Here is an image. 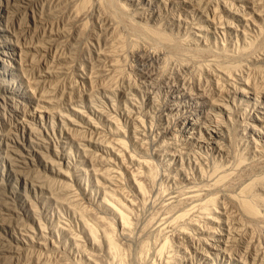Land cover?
Segmentation results:
<instances>
[{
    "label": "rangeland",
    "instance_id": "1",
    "mask_svg": "<svg viewBox=\"0 0 264 264\" xmlns=\"http://www.w3.org/2000/svg\"><path fill=\"white\" fill-rule=\"evenodd\" d=\"M151 263L264 264V0H0V264Z\"/></svg>",
    "mask_w": 264,
    "mask_h": 264
},
{
    "label": "bare ground",
    "instance_id": "2",
    "mask_svg": "<svg viewBox=\"0 0 264 264\" xmlns=\"http://www.w3.org/2000/svg\"><path fill=\"white\" fill-rule=\"evenodd\" d=\"M110 1V0H109ZM111 2H109V4H110ZM107 5H108V3H107ZM110 6V5H109ZM113 6V5H112ZM118 8V7H117ZM193 124H192V121L191 120H189V119H186V120H183V123H182V126H183V128H182V131L184 130V131H188L189 130V127L190 126H192ZM212 134H214L213 136L214 137H218V133L216 132V131H212ZM122 144V146H124L125 144H124V142H122V141H120L119 142V145H121ZM124 144V145H123ZM253 166V165H252ZM258 167V166H257ZM256 167V168H257ZM252 168V167H251ZM255 168V169H256ZM254 169V168H253ZM254 169V170H255ZM245 170V169H244ZM150 175V173L148 174V177L149 178H151L152 176H149ZM139 178H141V177H134V179H133V181H134V185H135V187H137V189L139 190V192H141L142 194H144V187H143V184L141 183V181H140V179ZM147 178V177H146ZM143 180V179H142ZM151 181V180H150ZM112 182V181H111ZM220 182V181H219ZM220 185V183H216L215 182V184H213L212 186L214 187V186H216V188H217V185ZM222 187V186H221ZM221 187L219 186V191H222V192H224V190H222L221 189ZM215 188V187H214ZM217 190V189H216ZM201 189H196V190H194V191H189L188 193H187V196H186V199H188V200H190V201H193V202H199V201H201ZM226 192H224V194H225ZM108 196V195H107ZM109 196H111L113 199H110L109 201H107V207H109L110 209H111V211L114 213V215H115V217H116V219L118 220V222H119V224L121 225V228H122V234L126 237V236H128V232L130 231V225H131V223H130V221H129V213H131V212H129L128 214H127V212H128V210H130L129 208V205L127 206L125 203H124V201L122 202V201H120L118 198H116V197H118V196H116V195H114V196H112V195H109ZM116 196V197H115ZM110 197V198H111ZM144 197V196H143ZM225 197L228 199V201L230 202V203H232L233 205H236V206H238L239 207V211H246V212H249V214L251 213H253L254 212V208H252L247 202H239L238 203V198H236V197H234V196H231V195H227V194H225ZM123 198V197H122ZM121 198V199H122ZM165 198V197H164ZM105 199V198H104ZM109 199V198H108ZM107 200V199H106ZM113 200V201H112ZM165 200V199H164ZM165 201H167L166 203H168V204H166L165 202H164V204H166L165 205V207L166 206H168V207H172V203L173 202H177V201H179V199L177 198V197H170L169 199L167 198ZM213 201H214V199L213 198H210V199H208L205 203H199L198 204V206L200 207V208H204V207H206V206H210L212 203H213ZM130 203H132V202H130ZM134 203V202H133ZM128 204V203H127ZM163 204V203H162ZM162 206V205H161ZM238 207H237V210H238ZM167 208V207H166ZM239 211H237L238 213H239ZM243 211V212H244ZM245 212V213H246ZM257 214V213H256ZM254 215V214H253ZM258 215V214H257ZM101 218V217H100ZM184 218H185V215H183V214H179V215H177V216H175L174 218H173V221L174 222H181V221H183L184 220ZM84 220V219H83ZM85 221V220H84ZM90 221V220H89ZM98 221V220H97ZM101 223H103V221H104V226H105V228H104V231L102 232L103 233V240H104V242H105V244L107 245V248H108V252L109 253H111L110 254V256L112 257V255H113V257L115 258V255H116V257H118L119 259H118V261L121 259L120 257H122V259H123V256L121 255L120 256V254H121V250L122 249H120L121 248V246L115 241V239H114V237H113V234H115V232H116V227H115V225L113 224V223H110V222H106L103 218H101ZM83 223H86V221L85 222H83ZM88 223V222H87ZM84 224L85 225V227L87 228V231L89 232V235L91 236V239H92V242H93V244L94 243H96V245H97V242H99V239H98V237H97V235H99V234H97L98 233V227H95L94 225H92V224ZM91 223V222H90ZM98 225V224H97ZM150 226V225H149ZM151 227V226H150ZM162 228V227H161ZM132 229V228H131ZM143 229V228H142ZM99 230H101L100 228H99ZM147 230H149V229H147ZM145 231V230H144ZM162 231V230H161ZM132 231H130V233H131ZM102 235V234H101ZM130 237V236H129ZM98 239V240H97ZM142 240V239H141ZM144 242V241H143ZM99 244H100V242H99ZM99 244L97 245V246H99ZM169 244V242L168 241H164V243L160 246V248H159V250H162L163 248H165L167 245ZM170 245V244H169ZM144 247H145V245H143ZM142 246V250H143V247ZM152 246H153V244H152ZM167 248V247H166ZM165 248V249H166ZM150 249V248H149ZM146 250V249H145ZM147 251V250H146ZM122 252H123V250H122ZM144 252V251H143ZM162 252H163V250H162ZM161 252V253H162ZM148 253V252H147ZM147 253H146V255H147ZM161 253H160V251H158V253L157 254H160V256H162L161 255ZM123 254V253H122ZM145 254V253H144ZM144 254H142V255H144ZM140 256H141V252H140ZM159 256V257H160ZM145 256H143V258H144ZM114 258H113V260H114ZM140 258H142V257H140ZM147 258H148V256H147ZM123 261V260H122ZM121 261V262H122ZM144 261V260H143ZM142 261V262H143ZM151 262V261H150ZM144 263H146V262H144ZM154 263V262H153ZM152 264V263H151Z\"/></svg>",
    "mask_w": 264,
    "mask_h": 264
}]
</instances>
